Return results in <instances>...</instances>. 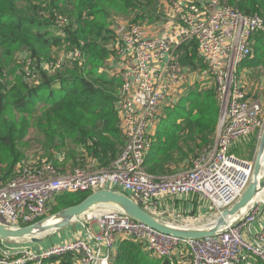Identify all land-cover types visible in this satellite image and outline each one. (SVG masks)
I'll return each mask as SVG.
<instances>
[{"label":"built area","instance_id":"2783aa9c","mask_svg":"<svg viewBox=\"0 0 264 264\" xmlns=\"http://www.w3.org/2000/svg\"><path fill=\"white\" fill-rule=\"evenodd\" d=\"M161 3L167 12L156 25L158 33L129 22L115 27L113 50L118 57L112 56L110 61L120 65L116 110L125 137L123 152L99 169L76 166L64 172L49 161L19 164L9 179L0 182V219L5 223H33L44 216L56 195L67 192L122 191L162 219L167 212H159L157 206L167 195L197 193L211 203L216 216L241 197L252 179L254 163L237 157L231 147L249 134L261 135L264 100L247 91L237 71L242 60L254 55L253 35H264V16L246 14L219 0ZM191 40L197 42L200 57L216 84L220 114L215 141L189 168L157 176L148 172L145 159L164 104L176 101L180 92L187 69L181 66L179 48ZM82 55L79 49L68 51L62 65ZM96 208L87 216L89 221L97 220V230H89L87 238L39 249L0 248V264H42L68 252L78 254L79 264H113L122 237L141 241L158 257L188 256L190 264H239L246 254L264 259V225L253 231L258 207L238 225L199 239L161 232L113 207ZM197 221L193 217L182 224L195 225Z\"/></svg>","mask_w":264,"mask_h":264},{"label":"trees","instance_id":"16d2710c","mask_svg":"<svg viewBox=\"0 0 264 264\" xmlns=\"http://www.w3.org/2000/svg\"><path fill=\"white\" fill-rule=\"evenodd\" d=\"M161 1L0 0V182L9 179L19 164L31 162L33 153L37 164L49 161L65 172L64 165L77 163L83 153L108 165L123 152L125 137L116 110L121 78L101 70L114 53L108 48L116 38L111 24L118 16H132L135 24ZM219 1L246 14L264 16V0ZM253 41L254 55L240 66L264 68L263 33H255ZM65 44L81 50L82 57L50 73L43 63L54 46ZM181 49L180 63L185 70H206L195 40L182 43ZM19 52L34 61L27 76L20 65L24 62L17 59ZM29 75L34 78L27 80ZM177 100L160 112L145 159L148 172L157 176L189 168L215 141L220 114L216 86L195 83ZM91 193L56 195L51 213L78 204ZM77 257L68 252L42 264L57 260L73 264ZM181 262L176 256L158 257L129 237L119 239L113 255V264H184ZM250 263L264 264V259L241 256L239 264Z\"/></svg>","mask_w":264,"mask_h":264},{"label":"water","instance_id":"95a60500","mask_svg":"<svg viewBox=\"0 0 264 264\" xmlns=\"http://www.w3.org/2000/svg\"><path fill=\"white\" fill-rule=\"evenodd\" d=\"M264 128L253 166V176L241 197L230 207L224 208L215 218L202 225H182L166 221L148 211L133 197L122 191L100 189L89 194L80 203L68 206L45 218L21 226H12L0 219V239L12 248L26 247L27 242L37 243L52 237L61 229L77 220L85 218L89 211L98 206L116 208L135 220L178 238L199 239L216 235L241 223L264 201H258V196L264 192ZM247 209L246 212H242ZM16 246L9 244L23 243Z\"/></svg>","mask_w":264,"mask_h":264},{"label":"rangeland","instance_id":"374dc122","mask_svg":"<svg viewBox=\"0 0 264 264\" xmlns=\"http://www.w3.org/2000/svg\"><path fill=\"white\" fill-rule=\"evenodd\" d=\"M166 12H167V9H164V7L162 6V3H160L159 5H157L154 8V10L150 11L146 15L145 18L140 19L134 23L140 24L143 27L150 29V28L158 25L160 22H162ZM131 19H132V16H130V17H122V16L115 17V18H113V22L111 24V29L114 30V32H115V27L118 23H120V22L133 23ZM116 42H117L116 38L112 39L110 41V43L108 44V48L113 50ZM68 51H71V48L67 44H65L63 46L62 45L61 46H54L52 48L50 58L47 59V62L43 63L44 69L48 70L50 73H55L56 71H58L59 70L58 68L61 67L62 64L65 62L64 61L65 54H67ZM179 53L181 56L182 49L180 50V48H179ZM112 56H115V58H117L118 57L117 52L114 51V53H112ZM17 59L21 60V62H24V63L20 64L23 66V70L25 71L24 72L22 70L24 75H26L27 72L31 71L30 68L34 64V61L32 60V58H30L28 55L26 56L25 53L19 52V53H17ZM110 59H107L106 62L101 66V70H105L110 74H114L116 76H119L120 65L118 66V64L116 62H111ZM121 65H122V63H121ZM56 69H58V70H56ZM251 69H252V71H250ZM191 74L192 73H190V71L186 72L185 75H186L187 80L189 79V75H191ZM237 74L239 77H241L245 81V83H247V85H246L247 91L252 96L260 97L264 100V68L263 67H261V66L255 67L254 65L253 66L242 65V66L238 67ZM194 76L195 77L193 79H191V87H188L187 80L181 84V86L179 87L180 92H179L178 96L176 97L177 99H179L181 96L186 94V89L192 88V86H194L195 83H199L205 87H210L213 85L216 86L214 77L212 76V74H210L207 65H206V70H204V71L195 70ZM28 77L29 78L27 80H30V79L32 80L34 78L33 75H29ZM246 79H247V82H246ZM177 99H175V100H177ZM174 102L175 101H173V100L168 101L166 104H164L163 109H166L168 107H172L175 104ZM259 142H260V133L256 132L253 134H249V135L245 136L244 138L238 140L236 143L233 144L232 152L237 157L248 160V161H252L254 163V161L256 159L257 151H258ZM32 151H33V149L30 150V152H32ZM44 160H46V159H44ZM29 161H31V163H37L38 157L36 155H34V153H33V157ZM180 169H182V168H180ZM55 204H56V201L51 202L50 205L48 206V210L46 211L44 216L41 217L40 219L54 214L51 212H52ZM261 206H262V204H261ZM82 220H83L82 223H85V224H88V223L95 224V222L97 221V220H90L89 221L88 216H86ZM210 220H211L210 218L202 220V221L200 220V221H197L195 223V225L200 226L202 224L207 223ZM169 221H172V220H169ZM172 222H174V221H172ZM257 222H259L260 224H263L264 223V215L260 216V218L258 219ZM176 223L182 224L184 222H182V221L178 222L177 221ZM91 231H94V228H93V230L91 229ZM178 257L181 258V260H182L181 263L184 262V264H190L188 256H186V257L178 256ZM56 263L59 264V260H57Z\"/></svg>","mask_w":264,"mask_h":264},{"label":"crops","instance_id":"0c3cea01","mask_svg":"<svg viewBox=\"0 0 264 264\" xmlns=\"http://www.w3.org/2000/svg\"><path fill=\"white\" fill-rule=\"evenodd\" d=\"M149 32L153 34V33H158L159 30L156 28V26H154L149 29ZM252 69L250 71H252ZM194 77H195L194 73L189 75L188 80L186 79V76H185V78L183 79V82L187 80L188 86L191 87V79H193ZM246 82H247V79H246ZM245 84L247 85V83ZM156 126L154 129V132L156 130ZM232 150L233 149L231 147V152ZM64 166L67 170H70L72 169V167L74 168V166H82L88 169H99L107 165H104V163L100 161L97 157H95L93 154L83 153L79 155V159L77 163L72 164L71 162H68ZM157 208L159 212H163L164 214L165 212H167L166 215L164 216L165 220H172L174 222H177V221L183 222L184 220L191 219L193 217H197L198 221L200 220L202 221L208 218L212 219L216 216L215 209L211 205V203L208 200L201 197L197 193H191L184 197H175L171 195L164 196L161 198V201L159 202ZM258 209H259V218H260V216L264 215V205L262 206L259 205ZM257 221L253 224V231H258L262 227V225H264V223L260 224ZM82 222L83 221L81 220L80 221L77 220L73 222L71 225L55 233L52 237L44 239L37 243L23 242V243L9 244V245L16 246L19 244L26 243L28 244L26 247H31L33 249H39V248H44V247L51 246L54 244H58L64 241L73 240L79 237L87 238L89 230L91 231V229L93 230V228H94V231L97 230V225H96L97 222H95V224H90V223L85 224ZM4 247L12 248V247L7 246L6 242L0 240V248H4ZM178 256H182V255L180 253H177L176 257L180 258ZM51 264H58V263L55 262ZM59 264H62V263H59ZM73 264H79L78 257L73 258Z\"/></svg>","mask_w":264,"mask_h":264},{"label":"bare ground","instance_id":"6f19581e","mask_svg":"<svg viewBox=\"0 0 264 264\" xmlns=\"http://www.w3.org/2000/svg\"><path fill=\"white\" fill-rule=\"evenodd\" d=\"M263 161H264V157H263ZM257 200L258 201H262V200H264V192H262L259 196H258V198H257ZM97 209V208H96ZM95 210V209H94ZM246 210L247 209H243V211L242 212H246ZM92 211V210H91ZM91 211H89L88 212V214H90L91 213ZM2 220V219H1ZM3 221V220H2ZM7 223V222H6ZM182 225H186V224H182ZM189 225V224H188Z\"/></svg>","mask_w":264,"mask_h":264}]
</instances>
